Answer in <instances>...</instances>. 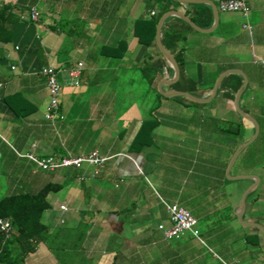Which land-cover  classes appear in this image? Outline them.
Listing matches in <instances>:
<instances>
[{
    "label": "crops",
    "instance_id": "obj_1",
    "mask_svg": "<svg viewBox=\"0 0 264 264\" xmlns=\"http://www.w3.org/2000/svg\"><path fill=\"white\" fill-rule=\"evenodd\" d=\"M208 1L218 10L214 29L192 28L173 46L184 78L180 89L173 82L162 90L184 91L187 79L196 85L189 93L204 98L229 69L246 81L229 71L211 100L191 103L159 92L173 70L155 35L144 44L135 34L147 37L139 22L158 12L155 0H0V188L62 186L48 194L46 231L23 264H264V233L247 225L264 227V0H243L247 15ZM169 10L185 14L186 6ZM176 26L170 20L165 30ZM160 39L170 44L162 27ZM78 61L77 85L57 71V115L47 119L40 67ZM230 73L241 79L236 89L239 77L224 80ZM240 87L239 106L256 132L235 109ZM91 151L106 160L39 170L19 155ZM172 203L196 218L198 238H165L158 226L171 225L165 204Z\"/></svg>",
    "mask_w": 264,
    "mask_h": 264
},
{
    "label": "trees",
    "instance_id": "obj_2",
    "mask_svg": "<svg viewBox=\"0 0 264 264\" xmlns=\"http://www.w3.org/2000/svg\"><path fill=\"white\" fill-rule=\"evenodd\" d=\"M155 2L160 7L158 12L150 19L139 22V24L144 27V32L146 34L148 33L147 37L145 38V35L138 32L137 29L135 30L138 40L144 44L153 43L156 24L160 16L169 10L170 7L184 4L175 0H155ZM185 6V15L196 25L202 28H207L211 25L213 14L208 4L185 3ZM170 20L175 21L178 26L167 31L165 30V26ZM162 30L166 32L167 38L170 40V44H166V46L163 45L169 51L172 50L173 46L177 45L178 42L185 38L187 31H193L188 23L175 16H170L166 19L162 26ZM121 54H123V52H121L120 55ZM160 57L164 60L161 54ZM173 57L179 66L180 76L171 86L180 89L181 80L184 78L182 72L183 58L181 54H174ZM229 76L239 77L234 73H230L224 80ZM184 82H186L187 85L181 89L192 93L196 85L187 79ZM240 82L241 79L239 77L235 89L240 85ZM156 95L163 98L159 93H156ZM183 98L184 97H181L180 99ZM228 99L233 101V95H230ZM142 130L143 127L139 135H141ZM139 135L136 141L140 138ZM61 187V184L48 182L36 191L20 188L13 193L5 194L0 197V218L8 220L11 225V231L8 234L0 230V264H23L25 254L34 250V244L46 231V226L42 223L41 217L42 213L49 207L47 196L49 193L58 191Z\"/></svg>",
    "mask_w": 264,
    "mask_h": 264
},
{
    "label": "built area",
    "instance_id": "obj_3",
    "mask_svg": "<svg viewBox=\"0 0 264 264\" xmlns=\"http://www.w3.org/2000/svg\"><path fill=\"white\" fill-rule=\"evenodd\" d=\"M218 9L221 11H234L239 12L242 15H247L249 11L248 5L243 0H221L218 4ZM153 14V11L151 12ZM30 18L37 20V10L35 7L30 8ZM82 67V62L78 61L74 67H63L56 69L53 66L45 65L40 67V73L45 77L46 89L48 93V104L45 110V117L47 119H53L56 117V109L58 107V94L61 89V84L57 79V71H65L67 73V83L70 85L78 84V76ZM20 156L27 157L31 160L35 166L40 170H54L62 167H74L79 168L84 164L100 165L105 160L97 153V151H91L86 155L81 156H69L64 155L60 157H37L33 154H19ZM168 211L171 225L164 227L159 225L158 227L162 230L165 238L167 239H178L183 237L185 234L190 233L192 236L198 238L197 220L191 215L186 209L179 206L176 203L165 204ZM60 208L65 209L64 205ZM0 230L8 234L11 231V225L8 220L0 218Z\"/></svg>",
    "mask_w": 264,
    "mask_h": 264
},
{
    "label": "water",
    "instance_id": "obj_4",
    "mask_svg": "<svg viewBox=\"0 0 264 264\" xmlns=\"http://www.w3.org/2000/svg\"><path fill=\"white\" fill-rule=\"evenodd\" d=\"M175 1H178V2H182V3H208L210 6H211V9H212V14H213V22L211 24L210 27L208 28H201L199 26H197L188 16H186L183 12H180V11H177V10H168L166 12H164L160 18L158 19L157 21V24H156V29H155V43H156V46L160 52V54L163 56V58L166 60V62L170 65V67L172 68L173 70V75L172 77H170L169 79H164L162 80L159 84H158V90L159 92L163 95V96H166V97H173V96H184L186 97L187 99H189L190 101H194V102H199V103H206L208 102L209 100L212 99V97L215 95L216 93V88H217V85L219 84V82L221 81V79L229 72H238L240 73L243 78H244V82L246 81V78L244 76V74L236 69H229L228 71H224L222 72L216 79V81L214 82V85L211 89V93L210 95H208L207 97H197V96H194L192 94H190L189 92H186V91H179V90H173V91H169V92H164L162 90V84H170V83H173L175 82L178 77H179V73H180V70H179V66L176 62V60L174 59L173 55L170 53L169 50H167L163 45H162V42H161V39H160V30H161V27H162V24L163 22L165 21V19H167L168 17L170 16H176L180 19H182L183 21H185L186 23H188L194 30H197V31H202V32H208V31H211L212 29H214L217 21H218V10H217V7L214 3L208 1V0H175ZM243 86V85H242ZM242 93V87H240L235 95H234V106H235V109L237 111V113L242 116L244 119L250 121L253 126H254V129H255V132L258 131V124L256 122V120L249 114H246L244 113L240 106H239V98H240V95ZM245 145H247V143H245L242 147H244ZM236 156V155H235ZM234 160V159H233ZM245 197V195H244ZM244 197L241 201V206H240V209L238 210V212L236 213V217L241 221L242 219V213H243V210H244ZM248 226H255L257 228H259L263 233H264V227L261 226L260 224L258 223H253V222H249L247 223Z\"/></svg>",
    "mask_w": 264,
    "mask_h": 264
},
{
    "label": "rangeland",
    "instance_id": "obj_5",
    "mask_svg": "<svg viewBox=\"0 0 264 264\" xmlns=\"http://www.w3.org/2000/svg\"><path fill=\"white\" fill-rule=\"evenodd\" d=\"M6 171V173H7V170H5ZM5 173V174H6ZM3 174V173H2ZM5 174H3V176H4V178H7V174L5 175ZM0 175H1V172H0ZM9 178V177H8ZM37 188H39V187H31L30 188V190L31 191H35V190H37ZM5 194H9L8 193V191H6V187H1L0 188V197L2 196V195H5Z\"/></svg>",
    "mask_w": 264,
    "mask_h": 264
}]
</instances>
